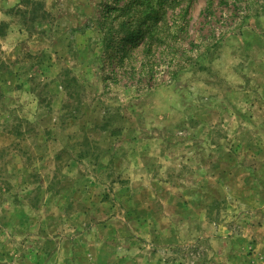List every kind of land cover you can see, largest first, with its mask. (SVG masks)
<instances>
[{
	"label": "rangeland",
	"instance_id": "374dc122",
	"mask_svg": "<svg viewBox=\"0 0 264 264\" xmlns=\"http://www.w3.org/2000/svg\"><path fill=\"white\" fill-rule=\"evenodd\" d=\"M263 228L264 0H0V264H245Z\"/></svg>",
	"mask_w": 264,
	"mask_h": 264
},
{
	"label": "crops",
	"instance_id": "0c3cea01",
	"mask_svg": "<svg viewBox=\"0 0 264 264\" xmlns=\"http://www.w3.org/2000/svg\"><path fill=\"white\" fill-rule=\"evenodd\" d=\"M246 248L248 254L243 258L245 264H264V228L256 233L252 232L251 244ZM238 255L237 251L231 259H237Z\"/></svg>",
	"mask_w": 264,
	"mask_h": 264
}]
</instances>
